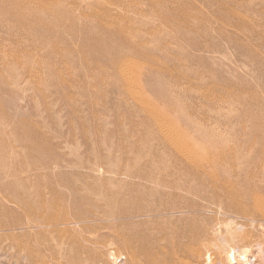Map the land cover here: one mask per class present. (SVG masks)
<instances>
[{"label":"rangeland","instance_id":"1","mask_svg":"<svg viewBox=\"0 0 264 264\" xmlns=\"http://www.w3.org/2000/svg\"><path fill=\"white\" fill-rule=\"evenodd\" d=\"M76 161H226L227 172L190 180L201 238L185 252L168 246L163 262L162 243L146 254L112 240L85 264H264V0H0V180L37 206L83 181ZM4 206L7 222L25 219ZM39 230L0 231V264H73ZM232 249L245 261L230 263Z\"/></svg>","mask_w":264,"mask_h":264},{"label":"bare ground","instance_id":"2","mask_svg":"<svg viewBox=\"0 0 264 264\" xmlns=\"http://www.w3.org/2000/svg\"><path fill=\"white\" fill-rule=\"evenodd\" d=\"M111 52L112 55H117L121 51L111 48ZM180 162L76 161L72 163L71 174L83 181L65 183L63 186L69 189V193L66 194L59 193L51 187L50 194L54 195L53 199L46 200L44 196H40L37 206L26 194L17 197L6 191V189L15 188L16 183L0 180V231L40 229L37 231L38 235H41L45 242L48 241L53 247H58L61 254L67 252V247H71L73 255L69 254L67 261L70 260L73 264H85L88 260L99 258V252L94 249V246H103L106 241H121L135 253L146 254L149 247L151 249L157 247L156 241L164 244L162 251L167 253L166 257H163L164 262L169 253L166 251L168 246L172 252H185L187 249L185 242L197 243L201 238V229L194 223L193 214L198 206L187 196L194 195L202 198V194L197 188L190 186V180L201 181L204 185L206 184L203 179L205 174L208 176L210 174L216 180V173H227L223 168L226 161L213 163L205 161V163L202 162L204 165L192 161L191 164L184 166ZM233 167L234 165L230 166V169L234 170ZM259 171L264 173V166ZM103 175L107 179L102 178ZM86 179H92L93 183L87 182ZM125 181L130 190L134 189L135 193L125 195L124 188L121 191V182ZM117 186H119L118 189ZM83 191L88 193L85 194ZM78 192L82 194L77 195ZM91 193H95L99 198L91 197ZM173 197L180 200L182 204L176 206L174 202L171 203L169 199ZM117 199L121 201L115 206L113 202ZM6 202L23 211L25 219L16 218L13 222H7L6 215L10 211L4 206ZM85 205L87 207L84 209ZM178 209L181 210L177 211ZM180 212L185 215L178 219L171 216ZM139 222L151 223L152 231L150 228L140 229V226L136 230L127 229L129 224ZM97 229L111 231L109 236H112V239H103L94 232L86 235V232H97ZM19 249L26 252L24 255L29 258H33L34 252L38 253V250L32 251L21 245ZM235 250H231L229 262L236 259L235 252L238 257L242 255L240 259L242 257L245 261L247 249ZM82 254L84 257L81 256ZM247 262L252 263L251 260Z\"/></svg>","mask_w":264,"mask_h":264}]
</instances>
